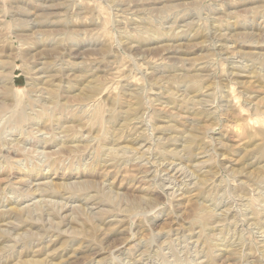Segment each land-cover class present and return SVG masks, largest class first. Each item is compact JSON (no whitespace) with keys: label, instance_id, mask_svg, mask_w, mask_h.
Instances as JSON below:
<instances>
[{"label":"rangeland","instance_id":"rangeland-1","mask_svg":"<svg viewBox=\"0 0 264 264\" xmlns=\"http://www.w3.org/2000/svg\"><path fill=\"white\" fill-rule=\"evenodd\" d=\"M0 221V264H264V0H0Z\"/></svg>","mask_w":264,"mask_h":264},{"label":"bare ground","instance_id":"bare-ground-1","mask_svg":"<svg viewBox=\"0 0 264 264\" xmlns=\"http://www.w3.org/2000/svg\"><path fill=\"white\" fill-rule=\"evenodd\" d=\"M189 15V14H188ZM185 17V16H184ZM190 17V16H189ZM185 20V19H184ZM218 39H219V36L217 37ZM57 46V45H56ZM230 54V53H229ZM235 68V67H234ZM236 69H237V67H236ZM201 70V69H200ZM204 76V75H203ZM49 77V76H48ZM191 81V80H190ZM95 87V86H94ZM35 88V87H34ZM33 89V88H32ZM85 89V88H84ZM91 89H93V88H91ZM86 90H88V89H86ZM90 92H92V90H88V91H86V93H84V94H88V93H90ZM52 95V94H51ZM48 100V99H47ZM21 103H22V101H21ZM200 103V102H199ZM205 103V102H204ZM208 103V102H207ZM8 105V104H7ZM19 105V104H18ZM14 106H16V105H14ZM15 111V110H14ZM17 119H20L19 118V116L17 117ZM12 123V122H11ZM17 127H18V125H16ZM15 128V127H14ZM13 128V129H14ZM12 129V128H11ZM192 129V128H191ZM39 131V130H38ZM41 132V131H40ZM68 132V131H67ZM5 134H6V132H4ZM11 134V133H10ZM15 134V133H14ZM20 134V133H19ZM191 134V133H190ZM23 135V134H22ZM191 136V135H190ZM193 136V135H192ZM191 136V137H192ZM138 140V139H137ZM192 140H193V137H192V139L191 140H189L188 139V144H189V146L186 148L185 147V150H186V152H187V155H188V159H190V160H193L194 158H195V152L193 151V149L191 148V146H190V144H192L191 142H192ZM187 142V141H186ZM148 143V142H147ZM3 144V143H2ZM133 145V144H132ZM136 145V144H135ZM141 146V145H140ZM139 146V147H140ZM185 146V145H184ZM130 148H131V146H130ZM134 150V149H133ZM132 150V151H133ZM144 150V149H143ZM138 151V150H137ZM180 151V150H179ZM178 151V152H179ZM184 151V150H183ZM139 152V151H138ZM173 153H175V152H173ZM177 153V152H176ZM181 153H182V151H181ZM185 154V153H184ZM186 155V154H185ZM184 156V155H183ZM197 156V155H196ZM137 159V158H136ZM138 160V159H137ZM189 160V161H190ZM140 161V160H139ZM147 161V160H146ZM160 161H162V160H160ZM188 161V160H187ZM19 162V161H18ZM158 162V161H157ZM167 162V161H166ZM169 162V161H168ZM161 163V162H160ZM137 164V163H136ZM158 164V163H157ZM177 164V163H176ZM189 164V163H188ZM169 165V164H168ZM175 165V164H174ZM178 165H179V163H178ZM199 165H201V164H199ZM142 166V165H141ZM156 166V165H155ZM162 168V167H161ZM148 171V170H147ZM152 172V171H151ZM165 172V171H164ZM166 174V173H165ZM147 175V174H146ZM145 176V175H144ZM177 177V176H176ZM150 178V177H149ZM153 178V177H152ZM186 178V177H185ZM143 179V178H142ZM170 179V178H169ZM173 181V180H172ZM180 181V180H179ZM48 184V183H47ZM50 184V183H49ZM153 184V183H152ZM154 185V184H153ZM163 187V186H162ZM186 187V186H185ZM195 187H196V184H195ZM173 189V188H172ZM44 193V192H43ZM91 197V196H90ZM86 200V199H85ZM64 208V207H63ZM84 208V207H83ZM11 209V208H10ZM85 209V208H84ZM92 209V208H91ZM12 213L10 214V218H8L7 220L9 221L7 224L8 225H10L11 224V227L13 228V231L14 232H18V230L20 229V224L21 223H23V224H29V222L27 221V220H24V217H21V214H22V210L20 211L19 209H18V207H13L12 208ZM76 210V209H75ZM86 210V209H85ZM102 211V210H101ZM11 212V211H10ZM103 212V211H102ZM72 213H74V212H72ZM71 213V214H72ZM104 213V212H103ZM13 214V215H12ZM100 213H98V215H99ZM28 215V214H27ZM30 215V214H29ZM24 216V215H23ZM94 216V215H93ZM97 216V215H96ZM26 217V216H25ZM28 217V216H27ZM73 217V216H72ZM95 217V216H94ZM58 218V217H57ZM97 218V217H96ZM100 220H102L103 218L102 217H98ZM26 219V218H25ZM32 219V218H31ZM31 219H29V220H31ZM53 219V218H52ZM65 219V218H64ZM98 220V219H97ZM52 221V220H51ZM67 221V220H66ZM95 221V220H94ZM1 222V221H0ZM3 222H5V221H3ZM15 222H17V223H15ZM31 222V221H30ZM101 222V221H100ZM32 223V222H31ZM58 223V222H57ZM61 223V222H60ZM64 223V222H63ZM25 225V226H26ZM71 225V224H70ZM22 226V225H21ZM23 227V226H22ZM3 228V227H2ZM22 229V228H21ZM56 229V228H55ZM12 230V229H11ZM45 230V229H44ZM43 230V231H44ZM12 231V232H13ZM29 232H30V230H29ZM58 232V231H57ZM11 233V232H10ZM36 233V232H35ZM60 233V232H59ZM4 233L1 231V229H0V243L2 244V243H4V242H6L5 241V237H4V235H3ZM39 234V233H38ZM6 235V234H5ZM13 235V234H12ZM16 235V234H15ZM72 235H74V234H72ZM76 235V234H75ZM18 237V236H17ZM7 238V237H6ZM52 240V239H51ZM9 241V240H8ZM17 241H18V239H17ZM1 246V245H0ZM5 250H6V247L4 248H2V246L0 247V254H2L3 252L5 253Z\"/></svg>","mask_w":264,"mask_h":264}]
</instances>
